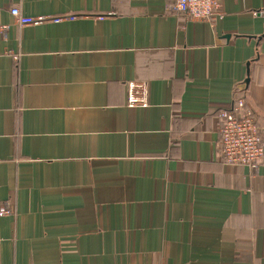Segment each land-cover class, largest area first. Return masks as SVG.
I'll return each mask as SVG.
<instances>
[{
    "label": "crops",
    "instance_id": "obj_1",
    "mask_svg": "<svg viewBox=\"0 0 264 264\" xmlns=\"http://www.w3.org/2000/svg\"><path fill=\"white\" fill-rule=\"evenodd\" d=\"M175 2L0 0V264H264V160L223 164L217 117L239 90L264 138V0Z\"/></svg>",
    "mask_w": 264,
    "mask_h": 264
},
{
    "label": "built area",
    "instance_id": "obj_2",
    "mask_svg": "<svg viewBox=\"0 0 264 264\" xmlns=\"http://www.w3.org/2000/svg\"><path fill=\"white\" fill-rule=\"evenodd\" d=\"M168 9L185 13L193 20L208 21L212 19L222 20L224 13L221 9V0H176ZM11 15L17 23L26 25H41L48 21H75L80 15H67L63 17L36 16L28 17L21 14L19 8L11 10ZM84 18L85 16L82 15ZM106 16L97 17L103 19ZM6 26H0V32L5 33ZM148 82L128 83L127 107L147 108ZM235 98L230 108L223 109L217 115L219 120V147L222 155V163L232 166H245L257 169L264 160V138L260 133V127L254 112L247 106L245 98L239 90L235 92ZM14 212L7 206L0 208V216L11 215ZM1 248V240H0Z\"/></svg>",
    "mask_w": 264,
    "mask_h": 264
}]
</instances>
